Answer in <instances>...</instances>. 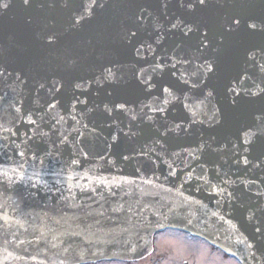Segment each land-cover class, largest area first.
<instances>
[{"label":"water","instance_id":"water-1","mask_svg":"<svg viewBox=\"0 0 264 264\" xmlns=\"http://www.w3.org/2000/svg\"><path fill=\"white\" fill-rule=\"evenodd\" d=\"M245 2L252 14L259 17L264 0ZM233 5L234 0L219 3L210 0L208 8L189 12L179 8L175 0H169L167 9L160 0H106L105 6L97 8L91 19L77 29L69 28L67 9L24 8L20 0H13L12 6L0 14V66L13 74L7 80L0 78V95L5 96L0 100V121L5 127H12L16 115L12 105L20 106L19 101L23 100L22 111H33V119L42 123V130L48 133L43 137L34 136L28 142V163L25 164L29 175L34 170L41 173L47 187L38 190L16 186V190L7 192L0 188V214L7 220L5 223L0 219V261L4 264L136 262L153 252L154 236L158 232L172 229L204 239L242 264H264V236L255 232L257 226L264 229V163L254 166L258 151L244 154L250 161L247 165L241 155H233L232 151L196 152L205 141L215 147V142L210 140L213 136L231 148L241 129L252 123L251 114L261 106L259 100L242 104L230 114L226 124L215 127L210 126L203 115L197 119L205 123L190 124L187 111L174 101L164 114L173 131L163 138L155 132L163 121L152 124L146 118H139L144 112L157 115L143 105L153 103V97L159 93L158 89H153L152 94H148L137 87L135 73L147 69L157 84L174 83L175 78L169 75L168 68L163 73L159 70L153 73L151 66L174 56L191 59V64L177 65L179 71L191 73L200 62L195 38H186L177 30L168 31L170 21L175 22L179 17L216 28L231 14ZM141 8L147 9L144 20L137 19ZM28 17L31 23L26 22ZM128 30L138 32L134 44H151V50L145 47L138 57L133 45L124 39ZM49 31L61 34L56 48L45 43L44 36ZM158 37L159 43H156ZM229 39L234 56L226 72L211 81L218 90L213 103L225 109L229 105L223 86L243 67L245 49L264 46V38L259 34L249 35L243 28ZM65 49L80 56L79 67L73 75L94 79L107 66L122 79L110 83L101 78V84H93L80 97L87 99V104H77L73 110L71 77L65 76V87L58 94L61 103L49 112L40 108L48 97L41 93L42 98L36 100L34 89L37 81L64 74L57 56ZM16 74L27 80V84L15 81ZM125 101L133 110L127 115L114 112L109 117L104 111L105 104L111 106ZM133 115L138 118L132 120ZM178 123L181 129L176 130ZM15 124L21 133L31 127L19 120ZM74 129L82 135L78 136ZM62 134L65 142H61ZM113 135L117 136L116 142L112 141ZM13 139L25 150L26 146L20 142L27 137L21 135ZM189 152H196L200 158L192 159ZM32 153L37 154L36 161L31 160ZM83 153H87V159ZM124 156L129 158L125 160ZM73 158L79 159L78 166H69ZM19 159L11 147L7 152L0 149V164L4 168L15 167ZM39 160L44 163L41 165ZM190 169L195 170L194 175H204L212 185L224 189L223 194L216 195L203 180L184 183ZM170 171H175L176 175L170 176ZM86 174L87 179H84ZM68 176L77 179L69 181ZM99 179L106 180L107 187L100 185L97 193L81 192L77 187V184L87 185L89 189L97 187ZM146 180L151 183H145ZM69 187L71 193L67 191ZM169 188L172 191H167ZM61 192L69 197L67 201L61 198ZM120 205H123L122 211H112ZM214 212L216 216L212 215ZM162 217H167L163 221L166 227L156 228V220ZM148 220L152 221V226L148 225ZM188 220L192 223L188 224ZM21 240L23 244L19 243ZM249 244L252 247H248ZM132 247L140 254L133 253ZM81 252L83 259H80Z\"/></svg>","mask_w":264,"mask_h":264},{"label":"snow or ice","instance_id":"snow-or-ice-1","mask_svg":"<svg viewBox=\"0 0 264 264\" xmlns=\"http://www.w3.org/2000/svg\"><path fill=\"white\" fill-rule=\"evenodd\" d=\"M175 2L179 8L189 12L206 9L210 5V0H175ZM219 2L220 0H217V3ZM12 3L13 0H0V14L7 11L12 6ZM20 3L24 8H32L35 6L42 9H67L69 13V28L77 29L82 26L85 21L91 19L97 8H103L106 0H79V2L78 0H39L38 3L36 0H20ZM160 3L164 9L169 7V0H160ZM146 12L147 9L141 8L137 19H146ZM148 16H151V13H148ZM26 22L31 23V17H28ZM170 24L171 27L168 31L177 30L186 38H195L196 50L199 54L197 59L200 62L195 65V70L191 73L187 70L179 71L177 65L191 64L192 60L178 59L174 56L164 58V63H156L154 66H151L153 73L157 72V70L163 73L165 68H168L170 70L169 75L175 78L174 83L157 84L153 76L147 73V69H141L138 73H135L137 87L148 94H152L153 89H158L159 93L153 97V103L143 105L149 112L157 115H149L148 112H144L143 116L139 118H146V120L152 122V124L163 121V123H160L159 126L155 128L156 134L163 138L166 137L169 132L173 131V128L168 126L164 114L167 112V106L174 101L181 104L187 111L191 117L189 121L190 124L205 123V120L197 119V117L203 115L209 125L215 127L226 124L229 121L230 114L239 110L242 104H252L259 100L261 106L251 114L252 123L241 129L240 135L237 136V142L232 143L231 148H229L228 143L217 141V138L213 136L210 140L215 142V147H213V143L205 141L198 146L196 152L202 153L206 149L213 152H224L225 150L232 151L233 155H241L244 164L247 165L250 161L248 156L244 154L258 151L259 154L256 157L257 163L254 166L260 167V164L264 163V46L245 49L243 54V67H241L234 76L227 79V82L224 84V95L228 100V109L219 107L213 103L218 94V90L211 84V81L214 77L220 78L226 72L228 62L230 58L234 56V50L229 39L230 37L234 34H238L243 28L249 35L255 36L259 34L264 38V7L261 8L260 15L257 17L252 14L251 8L246 4L245 0H234L231 14L224 17L216 28H212L207 24L201 25L199 23L188 22L179 17L175 18V22L170 21ZM60 35L61 34L56 31L47 32L44 36L46 45L50 48H56L60 42ZM124 39L127 43L133 45L138 57L141 56V52L145 47L150 50L152 48L151 44L138 42L137 46V44L133 43V41L138 40L137 31L128 30L125 33ZM156 43H159V37ZM57 59L59 60V66L64 74L58 75L55 78H44L42 82L37 81L36 83L38 86L34 89L36 100L42 98L41 93H44L48 97V99L44 101V104L40 105V108H46L49 112L54 110L57 105L61 103L58 94H60L65 87V76L71 77L69 82L73 89L71 100V107L73 110H75L77 104H87V99L81 100L80 97L84 95L93 84H101V78L103 81L110 83H116L119 79H122V77L116 76L111 67L107 66L101 72L100 76L94 79L73 75L79 67L80 56L71 49H65L57 56ZM12 75L13 74L9 72L7 68L0 66V78L7 80V78ZM15 81H19L21 85L27 84V80L23 79L20 74H16ZM77 92L79 95L76 94ZM108 95H111V92H109ZM4 99L5 96L0 95V100ZM19 104L20 106H16L15 104L12 105L16 114L12 122V127H5L4 123L0 121V149L7 152V149L11 147L14 156L20 158L16 162L15 167L11 169H6L0 164V177H2V179H0V188H3L5 192L16 190V186L31 187L38 190L39 188L47 187V182L43 180L41 173L34 170L29 175L25 169V164L28 163V142L31 141L34 136L43 137L48 135V133L42 130V123L38 124L37 120L33 119V111H22L23 100H20ZM209 105H211V108H209ZM89 110L91 111L92 109ZM104 111L109 117H112L114 112L127 115L133 110L127 107V102L125 101L113 103L111 106L105 104ZM137 118L136 115L131 117L132 120H136ZM61 119H63V117H61ZM73 119H75V117H73ZM16 120L31 127L21 133L19 127L15 124ZM109 126L111 127V125ZM84 127H87V125H84ZM161 128H163V131H161ZM175 129H181V124H175ZM184 130L186 131L187 129L185 128ZM74 131L77 132L78 136L82 135L79 133L78 129H74ZM121 131H123V129H121ZM4 133L8 135H4ZM21 135L27 137V140L21 139L20 142L26 146L25 150H21L20 144H17L13 139V137H20ZM124 135H128V133H124ZM116 140L117 136L113 135L112 141L116 142ZM65 141L66 137H63L62 134L61 142ZM109 147H111V145H109ZM196 152H189L188 155L192 159L198 160L200 157L196 155ZM83 155L85 159H87V153H83ZM123 158L127 160L129 157L124 156ZM9 159H12V157H9ZM37 159V154L32 153L31 160L36 161ZM39 163L42 165L44 161L39 160ZM79 164L80 161L78 158H73L69 161V166H78ZM34 167L35 165L33 164V168ZM169 168L171 169L172 165H169ZM137 171H139V169H137ZM9 172H11V175H9ZM194 172V169H190L187 180H185L184 183H188L192 179L197 181L203 180L204 184L212 187L216 195L223 194L225 191L224 189L217 185H212L211 181L205 179L204 175H194ZM169 175L175 176L176 172L170 171ZM83 178L87 179V174ZM73 179H77V177L68 176L69 181ZM57 183H59V181H57ZM145 183H151V181L146 180ZM223 183L226 184L227 181H223ZM100 185L107 187V181L99 179L97 181V187L91 189H89L87 185L77 184V187L80 188L81 192L91 191L92 193H97ZM54 186L55 185H53V187ZM113 187H119V185H113ZM180 188H183V184L180 185ZM108 190L112 195H115L114 192H111L110 188ZM67 191L71 193V187L67 188ZM167 191H172V189L169 188ZM177 191L181 196L184 195L179 189H177ZM260 194L261 193H258V195ZM100 195L103 196V193H100ZM228 196L231 197L232 193L229 192ZM61 198L65 201L69 199V197L63 195V192H61ZM72 198L75 199V197ZM0 208H2V206H0ZM122 210L123 205L112 209L113 212ZM101 215H103V213H101ZM212 215L216 216L217 213L214 212ZM253 218L254 214L249 216L250 220ZM0 219H4L2 214H0ZM220 219L223 220L224 218L221 216ZM164 220H167V217L157 219L154 226L156 228H165L166 225L163 222ZM4 222L7 223V220L4 219ZM56 223H59V221H56ZM147 223L149 226H152L151 220H148ZM191 223L192 221L188 220V224ZM255 232L264 236V229L260 226L255 227ZM41 238H43V234ZM53 238L55 239L56 237ZM140 238L143 239V237ZM37 242L39 243V240H37ZM19 243L23 244L24 241L21 240ZM29 243H32V241H29ZM61 243H63V241H61ZM148 243L149 241H145V244ZM52 246L56 247L55 244ZM248 247H252V245L249 244ZM64 251L67 252L68 248L65 247ZM131 251L140 254L136 247H132ZM9 255H11V253H9ZM195 255L196 254L193 253V264H211L208 259L210 255V250L208 248L200 246V258L195 259ZM252 256L255 257V253H252ZM83 258L84 254L81 252L80 259ZM0 264H4V262L0 261ZM61 264H63V261H61Z\"/></svg>","mask_w":264,"mask_h":264},{"label":"flooded vegetation","instance_id":"flooded-vegetation-1","mask_svg":"<svg viewBox=\"0 0 264 264\" xmlns=\"http://www.w3.org/2000/svg\"><path fill=\"white\" fill-rule=\"evenodd\" d=\"M171 239L184 240L187 243L195 245V248L193 251L187 254L185 251H183L181 248H178L173 242H171ZM154 244L155 250L153 254L147 257L145 260H142L145 264H154L155 261H158L156 263L160 264V261L167 259L172 260V264H193V253L196 254L195 259L200 258V246H204L210 250L208 259L211 264H241L238 260L227 255L219 248L210 245L208 242L179 231L165 230L157 233L154 238Z\"/></svg>","mask_w":264,"mask_h":264},{"label":"rangeland","instance_id":"rangeland-1","mask_svg":"<svg viewBox=\"0 0 264 264\" xmlns=\"http://www.w3.org/2000/svg\"><path fill=\"white\" fill-rule=\"evenodd\" d=\"M171 239V242H173L178 248H181L183 251H185V253H189L191 251H193V249L195 248V245L191 244V243H187L186 241L184 240H181V239ZM186 254V255H187ZM149 257V256H148ZM146 259V257H145ZM143 259V260H145ZM158 261H155L154 264H159V263H156ZM171 262H173L172 260H164V261H160V264H172ZM102 264H125L123 262H105V263H102ZM131 264H145L143 261L141 262H135V263H131ZM148 264V263H146Z\"/></svg>","mask_w":264,"mask_h":264}]
</instances>
